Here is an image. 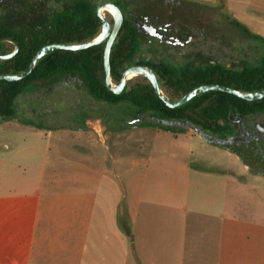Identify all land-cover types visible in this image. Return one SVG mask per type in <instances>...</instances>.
Returning <instances> with one entry per match:
<instances>
[{
    "label": "rangeland",
    "instance_id": "1",
    "mask_svg": "<svg viewBox=\"0 0 264 264\" xmlns=\"http://www.w3.org/2000/svg\"><path fill=\"white\" fill-rule=\"evenodd\" d=\"M105 1L118 4L130 20L151 15L190 28L187 36L192 39L184 46L160 45L158 41L149 46L141 35L139 54L150 62L175 67L220 64L241 70L260 65L264 59V40L256 34L257 27H247L246 31L233 23V16L238 17L241 11L264 17V0H0V23L28 38L34 31L50 27L61 11L72 10L77 4L97 6ZM104 13L113 23L112 14ZM14 110L12 118L0 117V126L19 122L39 128L35 133L26 127L15 132L0 130V219L15 217L14 211L25 203L41 207L44 216L84 218V189H129L130 175L144 172L153 185L166 179L169 189H209L211 174H226L220 168L210 170L214 158L220 156L210 152L212 146L240 153L244 162L234 156L225 158L238 173H244L243 163L264 170V112L241 119L249 127L262 128L259 138L249 143L229 142V135L202 136L189 123L164 124L159 117L141 113L128 102L100 100L90 93L83 76L75 73L61 74L25 90L16 98ZM98 120L104 126V139L96 133H92V141L71 139L65 134L68 129L91 130ZM112 137L125 144L130 139H143L146 160L134 164L121 159ZM184 138L200 139L199 152H187L179 144ZM19 139L26 145L14 147L9 143ZM19 149L21 154L16 152ZM44 169L47 177L43 180L36 175ZM103 172L104 187L100 180ZM33 189L72 190L62 196L42 191L44 197L40 199ZM16 228L0 221V235ZM212 252L208 247L202 253L203 264H213Z\"/></svg>",
    "mask_w": 264,
    "mask_h": 264
},
{
    "label": "crops",
    "instance_id": "2",
    "mask_svg": "<svg viewBox=\"0 0 264 264\" xmlns=\"http://www.w3.org/2000/svg\"><path fill=\"white\" fill-rule=\"evenodd\" d=\"M233 17L250 30L256 26V34L264 40L263 16L241 11ZM25 127L34 133L39 128L6 122L0 130ZM103 129L98 120L91 130L81 127L65 134L92 141V133L104 139ZM112 140L121 159L134 164L146 160L143 139H130L128 144ZM9 143L26 145L23 139ZM179 144L187 152H199L201 140L184 138ZM209 150L220 155L210 170L226 173L211 174L209 189H169L166 179L153 185L144 172L130 175L129 189H84V218L44 216L41 207L19 205L15 217L0 219L17 227L0 235V264H203L202 253L208 247L213 250V264H264V170L243 163L244 173H238L225 158L244 162L242 156L215 146ZM36 176L44 180L46 169ZM105 176L103 172L102 185ZM33 190L42 199V191L62 196L72 189Z\"/></svg>",
    "mask_w": 264,
    "mask_h": 264
},
{
    "label": "trees",
    "instance_id": "3",
    "mask_svg": "<svg viewBox=\"0 0 264 264\" xmlns=\"http://www.w3.org/2000/svg\"><path fill=\"white\" fill-rule=\"evenodd\" d=\"M97 6H91L86 2L77 4L72 10L61 11L53 18L50 27L36 30L28 38L0 23V37H13L20 44V50L15 57L0 59V74L14 75L24 72L37 52L47 44H80L97 38L102 30ZM233 23L248 31L247 27L237 19H234ZM140 42L137 27L132 20L125 17L111 51L110 62L114 84L121 82L123 73L128 67L137 64L136 56L140 50ZM105 48L106 42L81 51L55 50L42 58L27 78L20 81L1 80L0 117L14 116L15 100L25 90L66 73L83 76L90 93L100 100L111 104L128 102L141 113H151L160 119L175 123L193 124L206 136H224L232 133L230 119L232 114L247 117L264 112V99L248 101L220 91L203 93L173 109L159 97L152 83L143 76L131 79L125 90L121 94H116L106 84ZM14 49L15 44L0 42V55L9 54ZM148 65L155 70L161 88L172 99L182 98L194 88L210 83L227 85L247 92L264 89V59L260 65L245 66L241 70L220 64L183 67L165 63ZM227 149L230 150L229 147ZM233 152L240 155L237 151Z\"/></svg>",
    "mask_w": 264,
    "mask_h": 264
},
{
    "label": "water",
    "instance_id": "4",
    "mask_svg": "<svg viewBox=\"0 0 264 264\" xmlns=\"http://www.w3.org/2000/svg\"><path fill=\"white\" fill-rule=\"evenodd\" d=\"M104 11H109L112 14L113 23L105 16ZM97 15L102 21V30H101L100 35L97 38L91 41L85 42V43H80V44H69V43L47 44L43 46L37 52L30 66L24 72L14 74V75L0 74V81L1 80L20 81V80L27 78L36 69L40 60L55 50L81 51V50H85V49L100 45L103 42H106V48H105V54H104L106 84H107V87L116 94H121L125 90L129 82V79L132 78L130 76H143V77H146L152 83L159 97L170 108H173V109L186 104L187 102H189L190 100H192L198 95H201L203 93L210 92V91L226 92L229 94L236 95L248 101H258V100L264 99V89L255 91V92H247V91H242V90H239V89L227 86V85L217 84V83H210V84H205V85L196 87L190 92H188L186 95H184L182 98L172 99L161 88L160 83H159V78L155 70L151 66L142 65V64L131 65L130 67H128L123 73L121 82L119 84H114L113 79H112V68H111V62H110L111 51L117 39V36L122 28L123 22L125 20V15L123 11L121 10V8L116 3L111 2V1H105V2L100 3L97 6ZM147 30L149 34L157 35L155 31L157 30L156 26H151V28H148ZM0 42H10V43L15 44L14 51L6 55H0V59L2 60L11 59L18 54L20 50V44L13 37H0ZM237 117L239 121L243 118L241 115H238ZM160 122L164 124L172 123V121L165 120V119H160ZM190 127L196 132L200 133L202 136L205 135L200 130L199 127L193 124H190Z\"/></svg>",
    "mask_w": 264,
    "mask_h": 264
},
{
    "label": "flooded vegetation",
    "instance_id": "5",
    "mask_svg": "<svg viewBox=\"0 0 264 264\" xmlns=\"http://www.w3.org/2000/svg\"><path fill=\"white\" fill-rule=\"evenodd\" d=\"M135 26L137 27L138 32L147 41L149 46L155 41H158L160 45L167 44L173 47L175 46H184L186 43H189L192 39V36H187L190 33V28L186 27L184 24H177L172 20L167 19H159L156 20L155 17L151 15H143L142 17L133 16L131 19ZM151 26H156L157 35H152L148 33V28ZM161 35V36H160ZM137 64L148 65L149 63H153L148 61L147 59H143L142 56L138 53L136 56ZM134 64V65H137ZM150 66V65H148ZM185 66H194L187 64ZM238 116V115H237ZM232 133L229 135V142H245L249 143L253 141L254 138H259V131L262 128L252 126L249 127L246 122L242 120H238V117L233 118L230 116ZM237 132V134H236Z\"/></svg>",
    "mask_w": 264,
    "mask_h": 264
},
{
    "label": "bare ground",
    "instance_id": "6",
    "mask_svg": "<svg viewBox=\"0 0 264 264\" xmlns=\"http://www.w3.org/2000/svg\"><path fill=\"white\" fill-rule=\"evenodd\" d=\"M130 77H132V76H130Z\"/></svg>",
    "mask_w": 264,
    "mask_h": 264
}]
</instances>
